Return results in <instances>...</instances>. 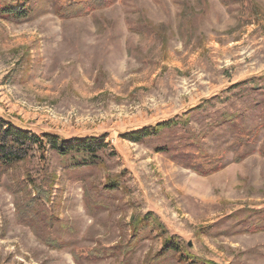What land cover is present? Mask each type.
Listing matches in <instances>:
<instances>
[{
  "label": "rangeland",
  "instance_id": "obj_1",
  "mask_svg": "<svg viewBox=\"0 0 264 264\" xmlns=\"http://www.w3.org/2000/svg\"><path fill=\"white\" fill-rule=\"evenodd\" d=\"M107 1L0 0V264H264V0Z\"/></svg>",
  "mask_w": 264,
  "mask_h": 264
},
{
  "label": "trees",
  "instance_id": "obj_2",
  "mask_svg": "<svg viewBox=\"0 0 264 264\" xmlns=\"http://www.w3.org/2000/svg\"><path fill=\"white\" fill-rule=\"evenodd\" d=\"M108 5L107 0H88V2L83 3L82 5H71L69 8L64 9L63 12L65 14H62V17H72V16H78L81 14H84L86 10L88 9H98L102 8ZM18 6L13 7H6L2 10H0V17L6 18L7 20L13 21V22H22L24 20H27L30 16L29 11L26 8H19ZM61 13V10L60 12ZM174 127L170 122H164L157 126V128L153 131H149L147 129H142L137 132L128 133L126 136L130 139V141L133 142H141L146 138H149L151 136H157L159 132H161L164 129H169ZM8 135V137H14L16 138V142H25V143H31V144H40L41 141H34L33 137H29L27 135V132L24 131L23 128L21 129H8L4 132ZM6 135V136H7ZM48 138L49 145L53 150L59 151L64 155L69 154L71 151L73 152H83L87 154H94L103 149V143L102 141H97L94 143H86V139H79L76 143H71L68 141H62L59 144V137L55 135H45ZM0 154L3 155V158H6V152L5 149L0 147ZM242 159H236L235 162H240ZM214 171V170H212ZM38 198H33L29 202H27L23 206H19V219L21 222L28 224L32 229L36 232L38 237L47 244L48 247L53 249H62L64 243H60L62 241L57 240L52 235L51 227L41 226L38 219V214L35 209V203L36 201H39V198H41V193L37 194ZM263 213V212H260ZM168 249V250H167ZM166 252H175V250L172 247L171 242L166 244L165 246ZM179 260H181V257H179ZM78 263V262H77ZM79 264V263H78ZM193 264V263H192Z\"/></svg>",
  "mask_w": 264,
  "mask_h": 264
}]
</instances>
